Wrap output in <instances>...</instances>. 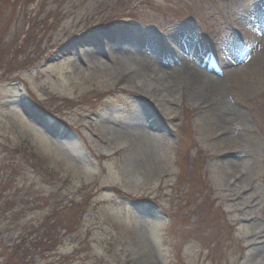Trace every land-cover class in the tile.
<instances>
[{"label":"rangeland","instance_id":"374dc122","mask_svg":"<svg viewBox=\"0 0 264 264\" xmlns=\"http://www.w3.org/2000/svg\"><path fill=\"white\" fill-rule=\"evenodd\" d=\"M0 78V264L69 187L35 264H264V0H0Z\"/></svg>","mask_w":264,"mask_h":264},{"label":"trees","instance_id":"16d2710c","mask_svg":"<svg viewBox=\"0 0 264 264\" xmlns=\"http://www.w3.org/2000/svg\"><path fill=\"white\" fill-rule=\"evenodd\" d=\"M38 25V23H35L29 26V30L26 33L28 38L31 34L30 30L36 29ZM8 144L17 152L22 153V157L30 169L35 168L50 176L55 174L47 163H43L41 155L34 148L25 147L24 145L17 146L10 142ZM69 188V194H64L62 190L57 193L46 194L44 198L46 213L41 216L34 226L24 223L17 227L18 233L13 244L9 245L8 250H6L4 264H35L36 257H41L47 261V258L58 250L64 238L68 235L75 236L76 234L79 245L84 244L82 236H80L79 226L90 206V198L88 193L83 192L84 189L70 190ZM9 203L7 202L6 204ZM8 210L10 211V216L15 220L23 219L26 216L24 212L12 209V207ZM86 240H88L87 237ZM90 245L91 243L89 242L88 246ZM74 252L75 255L78 254V248H75Z\"/></svg>","mask_w":264,"mask_h":264},{"label":"bare ground","instance_id":"6f19581e","mask_svg":"<svg viewBox=\"0 0 264 264\" xmlns=\"http://www.w3.org/2000/svg\"><path fill=\"white\" fill-rule=\"evenodd\" d=\"M89 48H90V47H87V46H86V47L84 48V51L89 50ZM227 75L230 77V79H232V77H234V80H235V76H236V74H233V72H230V71L228 70V71H227ZM199 76H201V75L199 74L198 77H199ZM226 77H227V76H226ZM236 78H237V77H236ZM220 79H221V78H219V79H217V80H220ZM203 82H210V80L207 79V81H203ZM158 84H159V86H160V83H159V82H157V85H158ZM164 84H166V83L164 82ZM164 84H163V85H164ZM167 84H168V83H167ZM163 85L161 86V87H162L161 89L166 88V86H163ZM164 90L167 91V89H164ZM225 90H227V89H226V85H225ZM225 90H224V91H225ZM227 91H228V90H227ZM222 93H223V92H222ZM223 95H224V93H223ZM171 96H172V95H171ZM221 101H222V104H221V105H226V106L229 107V109L226 110V113H227L228 115H229V114H234V113H235V114H238V110H239V109L237 108L236 105H235V109L232 110V109H233V106H232V104H231L230 101L226 100L224 97H222V100H221ZM225 122H226V120H225ZM225 122H224V123H225ZM145 129H146V128H145ZM229 133H230V132H229ZM229 133H228V134H229ZM227 136H228V135H227Z\"/></svg>","mask_w":264,"mask_h":264}]
</instances>
